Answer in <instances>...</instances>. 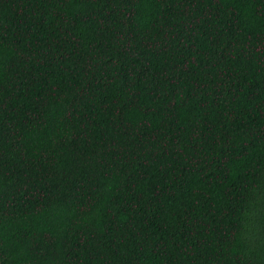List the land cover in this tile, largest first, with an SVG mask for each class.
<instances>
[{
    "label": "trees",
    "instance_id": "1",
    "mask_svg": "<svg viewBox=\"0 0 264 264\" xmlns=\"http://www.w3.org/2000/svg\"><path fill=\"white\" fill-rule=\"evenodd\" d=\"M0 264H264V0H0Z\"/></svg>",
    "mask_w": 264,
    "mask_h": 264
}]
</instances>
